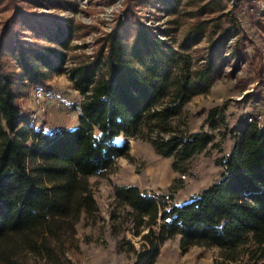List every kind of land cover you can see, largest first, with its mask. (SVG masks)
Returning <instances> with one entry per match:
<instances>
[{
	"label": "trees",
	"instance_id": "1",
	"mask_svg": "<svg viewBox=\"0 0 264 264\" xmlns=\"http://www.w3.org/2000/svg\"><path fill=\"white\" fill-rule=\"evenodd\" d=\"M245 1L255 8L252 0ZM125 12L127 28L108 34L93 59L69 71L83 97L79 124L52 134L20 126L29 119L16 87L44 86L47 73L62 70V52L38 40L65 47L72 29L57 17L32 20L19 7L5 20L0 35V262H10L21 248L48 251L47 236L55 221L96 210L89 177L103 175L117 157L127 154V143L118 140L135 136L145 121L154 120L165 129L192 96L205 92L220 76L222 49L232 28L212 43L207 61L191 70L188 55L158 41L139 24L131 6ZM22 25L35 40L21 38ZM205 32L195 29L191 40L198 43ZM238 37L234 63L249 58V38L243 32ZM8 59L19 71H8ZM257 78L264 84L261 68ZM225 111V105L210 108L205 123L213 127L214 117L225 122ZM248 118L234 127V149L221 161L218 178L189 201L159 208L139 187L115 186L118 203L147 218L150 231L144 240L151 244V260L158 244L175 235H180L183 249L216 246L234 252L251 245L264 252V125ZM213 138L202 129L154 140L153 146L158 154L172 157L171 168L183 173L188 160ZM228 259L234 260L233 255Z\"/></svg>",
	"mask_w": 264,
	"mask_h": 264
},
{
	"label": "rangeland",
	"instance_id": "2",
	"mask_svg": "<svg viewBox=\"0 0 264 264\" xmlns=\"http://www.w3.org/2000/svg\"><path fill=\"white\" fill-rule=\"evenodd\" d=\"M252 4L255 8L245 0H0V35L5 20L16 7L32 20L57 17L72 29L65 47L38 40L62 52V70L47 73L44 86L18 84L16 87L21 96L18 102L29 119L20 126L31 125L51 134L79 124L83 97L69 79V71L93 59L108 34L117 28H127V6L132 7L139 24L158 41L188 55L191 70L207 61L212 43L218 41L225 30L232 28L233 32L227 36L222 49L224 61L220 76L207 90L192 96L181 111L164 124L165 129L154 120L145 121L135 136L119 139L118 143H127V154L117 157L103 175L89 177L96 210L55 221L51 226L52 234L47 236L48 251L21 248L12 254L10 262L0 264L264 263L260 247L247 245L234 252L216 246L183 249L180 235L159 243L151 260V244L144 240L150 231L146 226L147 218L136 217L129 206L118 203L114 196L115 186L135 185L147 198L155 200L159 208L185 203L218 178L221 161L234 149V127L240 119L251 117L264 125V84L257 78L259 68L264 75V0H252ZM198 28L206 32L194 43L191 34ZM242 32L250 41L246 42L249 58L234 63L231 60L233 48ZM20 33L28 43L35 40L24 25ZM7 62L8 71H19L14 60ZM36 87L43 91L40 102L35 96ZM169 100L166 99L165 104ZM217 105H225L226 119L217 122L212 118L215 125L211 127L205 121L208 110ZM202 129L213 135V141L188 160L183 173L171 168L172 157L162 156L154 149V140ZM228 255H233L234 260L228 259Z\"/></svg>",
	"mask_w": 264,
	"mask_h": 264
},
{
	"label": "built area",
	"instance_id": "3",
	"mask_svg": "<svg viewBox=\"0 0 264 264\" xmlns=\"http://www.w3.org/2000/svg\"><path fill=\"white\" fill-rule=\"evenodd\" d=\"M34 92H35V96H36L37 101L40 102V100H42L43 97H44V95H43V91H42L39 87H36V88L34 89ZM248 120L251 121L252 118H248ZM259 123H260V122H258V124H259ZM260 126H261V125H260ZM261 127H262V126H261Z\"/></svg>",
	"mask_w": 264,
	"mask_h": 264
}]
</instances>
